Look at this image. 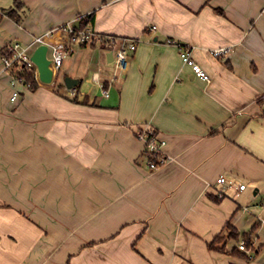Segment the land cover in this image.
<instances>
[{
	"label": "crops",
	"instance_id": "crops-1",
	"mask_svg": "<svg viewBox=\"0 0 264 264\" xmlns=\"http://www.w3.org/2000/svg\"><path fill=\"white\" fill-rule=\"evenodd\" d=\"M14 1L0 0V264H264V0H20V22ZM86 15L137 40L127 68L78 46L61 66L75 98L57 91L60 68L12 100L2 49L50 30L67 41L57 28ZM145 127L165 140L153 170ZM222 174L233 184L219 197ZM230 224L239 238L212 250Z\"/></svg>",
	"mask_w": 264,
	"mask_h": 264
},
{
	"label": "built area",
	"instance_id": "built-area-1",
	"mask_svg": "<svg viewBox=\"0 0 264 264\" xmlns=\"http://www.w3.org/2000/svg\"><path fill=\"white\" fill-rule=\"evenodd\" d=\"M57 29H63L68 32L69 36L67 41L63 42L54 40L53 35L54 31L56 30H50L46 33L35 35L32 41L27 44H23L18 40H12L2 49L1 59L3 68L10 74L11 84L14 87L11 97L12 100H15L19 96V86H26L21 78L11 73L15 64H22L27 68H33L36 80L38 82L40 81L37 66L31 59L34 50L39 45H47V55L50 59V67L54 72V76L63 65L65 58L71 55L78 46L96 45L101 48H105L109 52L112 51V62L114 63L116 71L119 72L124 71L127 68L130 55L137 48V40L124 39L120 41L115 36L96 32L91 25H85L83 27L76 28L73 26V22H69L68 24L60 26ZM154 29H156L155 25L149 27V30ZM168 42L173 41L169 40ZM178 45L182 61L190 66L196 75L206 81H210L209 74L192 57V47L180 43ZM224 51L225 49L223 48L214 50L213 54L219 55ZM68 92L69 96L74 97L77 93V89L75 87L69 88ZM104 94L108 96L106 91H104ZM137 136L145 143L143 155L147 159L150 169H156L167 162V157L163 151L165 140L160 139L158 135L148 127L137 131ZM216 184L219 185L217 192L219 197H223L227 187L231 186L233 181L222 174L216 179ZM238 188L239 190H244L246 188V184L241 183L239 184ZM239 249L245 252L250 250L245 241L239 245ZM249 256L251 257L252 255Z\"/></svg>",
	"mask_w": 264,
	"mask_h": 264
},
{
	"label": "trees",
	"instance_id": "trees-1",
	"mask_svg": "<svg viewBox=\"0 0 264 264\" xmlns=\"http://www.w3.org/2000/svg\"><path fill=\"white\" fill-rule=\"evenodd\" d=\"M22 7V2L20 0H15L14 5L9 9L8 15L11 16L12 18L15 19V21L20 22L21 21V16L19 13L20 8ZM2 13L6 11V9L1 10ZM2 14L0 12V18ZM92 19V16L86 15L82 16L80 18V27H83L85 25L90 24V20ZM13 75L21 78L23 83L27 86L29 90H36L39 87L38 81L35 78V73L33 68H27L26 66L22 64H15L12 72ZM65 84L62 82L57 88V91H60V89L64 88ZM77 89V93L74 96V98L78 95V85L75 86ZM227 236L219 234L217 235L212 242L209 243V247L212 250H218V251H223L224 247L223 246H218V242H223L226 238H234L238 239L239 238V233L236 228H234L231 224L227 227ZM245 238V243L248 247L251 245V239L248 234H245L243 236Z\"/></svg>",
	"mask_w": 264,
	"mask_h": 264
},
{
	"label": "water",
	"instance_id": "water-1",
	"mask_svg": "<svg viewBox=\"0 0 264 264\" xmlns=\"http://www.w3.org/2000/svg\"><path fill=\"white\" fill-rule=\"evenodd\" d=\"M73 26L76 28H79L80 19H76L73 22ZM47 52H48L47 45L42 44V45H39L34 50L31 56L32 61L37 66L39 79L43 83H51L54 78V72L52 68L50 67L51 62H50V59L48 58ZM112 60H113V52L110 51L108 53V61L112 62ZM77 83H78V80L73 77L66 76L64 78V84L68 89L75 87Z\"/></svg>",
	"mask_w": 264,
	"mask_h": 264
},
{
	"label": "rangeland",
	"instance_id": "rangeland-1",
	"mask_svg": "<svg viewBox=\"0 0 264 264\" xmlns=\"http://www.w3.org/2000/svg\"><path fill=\"white\" fill-rule=\"evenodd\" d=\"M90 48V47H89ZM111 65V64H110ZM111 69H112V71L114 70V71H116L115 70V68H113V66L111 65ZM64 68H61L60 70H59V73H58V84H60V83H64ZM117 73H120L119 71H117ZM120 76V75H119ZM59 86V85H58ZM89 88V92L91 93V94H97L98 96H101V88H97L96 86H95V84L94 83H90V84H87L86 82L84 83V85H83V87H82V90H81V92L82 93H85L86 92V90ZM222 236V235H221ZM222 242V241H221ZM221 242H218L217 244H219V243H221Z\"/></svg>",
	"mask_w": 264,
	"mask_h": 264
}]
</instances>
